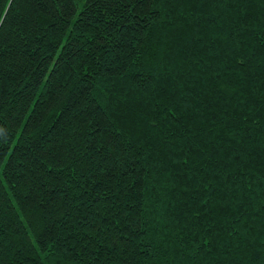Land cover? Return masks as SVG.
Masks as SVG:
<instances>
[{
	"label": "trees",
	"instance_id": "obj_1",
	"mask_svg": "<svg viewBox=\"0 0 264 264\" xmlns=\"http://www.w3.org/2000/svg\"><path fill=\"white\" fill-rule=\"evenodd\" d=\"M66 3H0V264H264V0Z\"/></svg>",
	"mask_w": 264,
	"mask_h": 264
},
{
	"label": "snow or ice",
	"instance_id": "obj_2",
	"mask_svg": "<svg viewBox=\"0 0 264 264\" xmlns=\"http://www.w3.org/2000/svg\"><path fill=\"white\" fill-rule=\"evenodd\" d=\"M137 2H142V0H137ZM0 3H2V0H0ZM69 3H70V0H68V3L64 4L63 7H65V8H69ZM72 10H73V9L69 8V13H68V14H70V12H71ZM40 242H42V241H40L39 238H38V243H40Z\"/></svg>",
	"mask_w": 264,
	"mask_h": 264
}]
</instances>
